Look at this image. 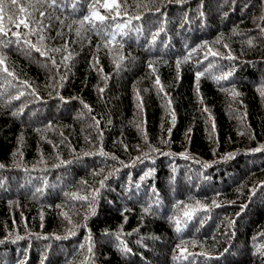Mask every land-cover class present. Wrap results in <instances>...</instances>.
Segmentation results:
<instances>
[{"label": "trees", "instance_id": "16d2710c", "mask_svg": "<svg viewBox=\"0 0 264 264\" xmlns=\"http://www.w3.org/2000/svg\"><path fill=\"white\" fill-rule=\"evenodd\" d=\"M5 2L0 264H264V0Z\"/></svg>", "mask_w": 264, "mask_h": 264}, {"label": "snow or ice", "instance_id": "6c2138e0", "mask_svg": "<svg viewBox=\"0 0 264 264\" xmlns=\"http://www.w3.org/2000/svg\"><path fill=\"white\" fill-rule=\"evenodd\" d=\"M42 2L49 3V0H35V3L30 4L29 6L35 8L37 4H40ZM56 2H57V0H50L49 6L56 4ZM96 3L99 4V7L104 8L106 10V12L114 11L116 14V17H118L120 15L119 9L121 7V4L118 2V0H102V3L100 2V0H96ZM10 4H11V8H9L8 10L11 11L12 14L8 15L7 18L10 22L15 23V13L16 12L24 13L26 11V9L23 6L17 7V0H10ZM6 8H8V5H6L5 0H0V34H3V35H7V32L5 31V28L3 26L4 14H5ZM89 8H90V14L89 15H84L82 19L73 21V23H78L80 25V27L76 29V34L78 36L81 34V29L84 28L85 22L88 23L90 30H96L97 34L99 36L105 38L107 43H112L113 41H116L117 35H121V36L123 35V28L127 26L126 23L125 24H117L116 28L114 30L112 25L105 23V21L106 20H114L115 17H113L111 15H102L97 9L93 8L92 4L89 5ZM41 15H43V12H41ZM135 19H140V16H136ZM96 21H99L100 24L97 25ZM128 23H130V21ZM20 25H23V27L25 29H27L29 27V21L27 19H20L18 23H15V27L19 28ZM69 27H71V25H69ZM262 30H264V29H262ZM14 35H17V40H15V41L9 40L7 42L8 44L19 42V39H20L19 34L14 33ZM25 43H28V41H25ZM105 46H107V44ZM31 47H35V45H31ZM121 47H122V45H121ZM36 51H40V49L37 48ZM55 51H60V50L55 49ZM41 54L43 55L44 53H41ZM211 54L216 55V53H211ZM229 58H231V57H229ZM121 59H123V57H121ZM188 59H189L188 56L184 57L185 61H187ZM52 63L54 65L56 64V61L54 58L52 59ZM179 64H180V61H177V67L178 68H179ZM0 66H3V71L5 73H7L8 76H13V73L10 72L9 69L7 68V66L4 65L3 59H0ZM149 66L151 67L152 65L150 64ZM117 67H119V65H117ZM202 75H203V73L197 72L196 73V79L199 80V78ZM223 78L227 79V76H225ZM217 79L219 80L220 78H217ZM156 83L157 84L160 83L158 77L156 79ZM101 91H103V89H101ZM235 95H239V93L233 92V96H235ZM85 107H88V106L85 105ZM96 123L99 124V121H96ZM101 155H107V154L102 152ZM182 155H185V157H186V154H182ZM0 167H3V165H0ZM105 179H107V177H105ZM103 186H104V182L101 181V187H103ZM37 191H40V189H38ZM74 198L87 199V197H74ZM150 207L151 206H149L148 208H145L144 211L148 212L150 210ZM184 215L189 216L190 213L185 212ZM177 230L178 231L180 230L179 229V221H177ZM88 251L89 252L92 251L91 247H89ZM174 259H175V257H174Z\"/></svg>", "mask_w": 264, "mask_h": 264}]
</instances>
